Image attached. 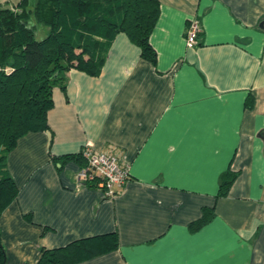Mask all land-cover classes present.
<instances>
[{
	"label": "crops",
	"instance_id": "1",
	"mask_svg": "<svg viewBox=\"0 0 264 264\" xmlns=\"http://www.w3.org/2000/svg\"><path fill=\"white\" fill-rule=\"evenodd\" d=\"M159 2L157 62L119 32L101 73L71 68L49 128L9 152L19 193L0 215L6 264L110 232L117 248L75 264H264V0ZM192 17L202 31L188 46ZM88 142L129 163L114 196L78 183ZM206 207L213 217L192 229Z\"/></svg>",
	"mask_w": 264,
	"mask_h": 264
},
{
	"label": "trees",
	"instance_id": "2",
	"mask_svg": "<svg viewBox=\"0 0 264 264\" xmlns=\"http://www.w3.org/2000/svg\"><path fill=\"white\" fill-rule=\"evenodd\" d=\"M160 12L159 0H21L0 5V215L19 193L7 169L8 154L26 133L49 128L54 88L66 89L71 68L99 75L119 32L156 63L150 36ZM74 157L86 164L81 151ZM237 176L233 169L222 174L220 195L228 193ZM213 215V209L204 208L191 228H199ZM118 244L117 233L110 232L42 247L37 264H75ZM6 260L0 231V264Z\"/></svg>",
	"mask_w": 264,
	"mask_h": 264
},
{
	"label": "built area",
	"instance_id": "3",
	"mask_svg": "<svg viewBox=\"0 0 264 264\" xmlns=\"http://www.w3.org/2000/svg\"><path fill=\"white\" fill-rule=\"evenodd\" d=\"M202 31L199 20L192 17L189 20L187 31V45L194 46L198 43L199 34ZM86 164L78 170L77 179L80 185L96 182L104 189L107 196H114L118 189L123 187L130 178V166L114 147L107 150H96L92 143L88 142L81 149Z\"/></svg>",
	"mask_w": 264,
	"mask_h": 264
},
{
	"label": "rangeland",
	"instance_id": "4",
	"mask_svg": "<svg viewBox=\"0 0 264 264\" xmlns=\"http://www.w3.org/2000/svg\"><path fill=\"white\" fill-rule=\"evenodd\" d=\"M39 37H41V34H38Z\"/></svg>",
	"mask_w": 264,
	"mask_h": 264
}]
</instances>
